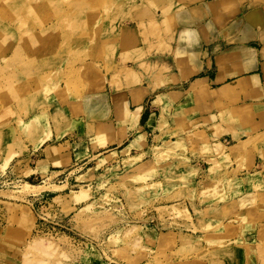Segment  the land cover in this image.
<instances>
[{
	"label": "rangeland",
	"instance_id": "rangeland-1",
	"mask_svg": "<svg viewBox=\"0 0 264 264\" xmlns=\"http://www.w3.org/2000/svg\"><path fill=\"white\" fill-rule=\"evenodd\" d=\"M198 1L0 0V173L14 180L0 187V218L18 208L14 233L0 230V264H264L255 213L230 223L217 212L264 208V178L245 189L242 170L222 160L202 182L191 168L202 139L191 158L170 148L135 166L101 150L64 173L32 174L50 144H93L103 95L123 88L128 70L145 80L171 61L179 17ZM29 183L37 189L25 193Z\"/></svg>",
	"mask_w": 264,
	"mask_h": 264
},
{
	"label": "crops",
	"instance_id": "crops-1",
	"mask_svg": "<svg viewBox=\"0 0 264 264\" xmlns=\"http://www.w3.org/2000/svg\"><path fill=\"white\" fill-rule=\"evenodd\" d=\"M179 18L182 23L167 54L171 61L159 63L145 80L128 70L123 88L103 95L106 106L88 124L93 144L69 143L63 148L50 144L32 174L64 173L74 160L78 163L101 150L105 157L118 155L135 166L155 164L170 148L191 158L188 152L202 139L196 152L203 156L191 164L202 182L222 160L233 162L230 170H242L238 174H244L236 175L245 189L248 182L264 178V146L256 145L264 139V0H200ZM136 77L144 82L132 83ZM5 209L0 230L12 234L15 228L7 223L18 208ZM224 210L230 223L255 213L250 218L261 222L256 236L264 237V208L217 212ZM247 222L255 227V222ZM2 239L9 245L17 243L12 237Z\"/></svg>",
	"mask_w": 264,
	"mask_h": 264
},
{
	"label": "built area",
	"instance_id": "built-area-1",
	"mask_svg": "<svg viewBox=\"0 0 264 264\" xmlns=\"http://www.w3.org/2000/svg\"><path fill=\"white\" fill-rule=\"evenodd\" d=\"M12 178L13 176L10 170L6 173H0V187L3 189L13 184L14 180Z\"/></svg>",
	"mask_w": 264,
	"mask_h": 264
},
{
	"label": "bare ground",
	"instance_id": "bare-ground-1",
	"mask_svg": "<svg viewBox=\"0 0 264 264\" xmlns=\"http://www.w3.org/2000/svg\"><path fill=\"white\" fill-rule=\"evenodd\" d=\"M26 184V183H25ZM25 188H23V191L25 192V193H29L30 191H33V190H35L36 191V189H37V186H34V185H31L30 183L29 184H27V185H23ZM36 188V189H35ZM43 188V187H42ZM44 188H46V187H44ZM39 190V189H38ZM40 191V190H39ZM24 193V194H25ZM39 244H37V246H38ZM43 245V244H42Z\"/></svg>",
	"mask_w": 264,
	"mask_h": 264
}]
</instances>
